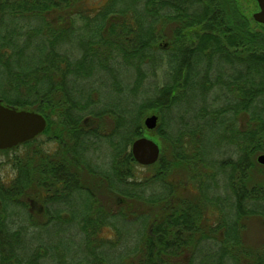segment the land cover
I'll return each instance as SVG.
<instances>
[{
  "label": "trees",
  "instance_id": "obj_1",
  "mask_svg": "<svg viewBox=\"0 0 264 264\" xmlns=\"http://www.w3.org/2000/svg\"><path fill=\"white\" fill-rule=\"evenodd\" d=\"M88 1L0 0V75L6 76L0 101L44 115L45 134L67 140L65 152L80 161L82 175L80 185L71 184L73 178L64 185L79 198L60 199L54 161L47 178L43 134L19 149L0 150L6 157L0 169L11 164L15 171L0 174V264H264V241L254 247L245 240L247 220L264 218V164L258 161L264 154V25L241 0ZM215 59L224 72L213 71ZM162 64L169 79L149 84ZM115 65L137 71L129 90L147 84L153 93L136 103L137 118L132 106L118 110L90 99L101 96L100 74ZM190 81L208 91L210 102L190 118L173 116L171 130L168 114L187 97ZM153 113L159 125L150 131L144 119ZM84 116L95 124H84ZM109 117L113 126L105 124ZM206 129H218L228 144L212 163ZM146 131L161 146L159 161L149 166L131 152ZM103 139L111 150L106 172L93 159ZM179 170L190 173L187 182H170ZM88 172L97 180L87 182ZM105 181L128 202L102 201L96 192ZM33 199L44 209L31 210ZM111 207L119 213L111 214ZM118 217L140 221L128 243ZM75 227L78 247L48 237L52 230L64 237Z\"/></svg>",
  "mask_w": 264,
  "mask_h": 264
},
{
  "label": "rangeland",
  "instance_id": "obj_2",
  "mask_svg": "<svg viewBox=\"0 0 264 264\" xmlns=\"http://www.w3.org/2000/svg\"><path fill=\"white\" fill-rule=\"evenodd\" d=\"M106 0H89L88 4L90 6H100L101 4H104ZM133 5L135 3L131 0L130 1ZM243 9L247 11V13L253 17V14L255 11L259 9L258 4L257 7L255 5V2L252 0H241L240 1ZM27 58L25 59L26 63ZM209 63V62H208ZM208 66V64H207ZM206 66V67H207ZM126 68V66H124ZM211 68H213V71L218 74L219 71L224 72L225 65L221 60L215 59L213 60V63L211 64ZM126 69L123 70L122 66L115 65L113 70L107 71L108 73H103L100 74L101 79H103V85L101 86L102 88V95L103 99L105 102L108 104L112 105V107L117 108L118 110H123V109H129V107L132 106V112L130 115L133 117L138 113L139 110V104H136L137 102L141 101V97H147L150 94V87L149 85L145 84L140 87V89L136 92H133L127 88V83L133 80L137 76V71L133 69H129V72L125 71ZM167 67L162 64V66L157 70V75L156 77L151 76L150 79L147 81L149 84L156 82L157 84L161 85L169 79V77L166 74ZM192 78H195V72H194V66H192ZM128 75V77H127ZM5 75H0V85L5 82ZM196 81V80H195ZM195 81H190V87H189V93L186 95L183 99L182 102L177 104V107L174 109H171V112L168 114V126L171 128V130L176 129V124L173 122L172 117L173 116H178L179 113L184 112L185 115L192 117L194 112L208 104V101L211 97V95L208 93V91L205 89L203 90L202 88L198 87L197 83L195 85ZM121 82V85H116ZM114 84V85H112ZM117 86V87H116ZM117 90H122V91H117ZM157 92V91H156ZM218 92V90H217ZM153 93L150 94L152 96ZM210 102V101H209ZM134 118H137L136 116ZM171 120V121H170ZM148 137L153 138L156 142H158V137L155 136L154 133L146 131ZM220 131L218 129H214L212 131L206 129L204 130L203 134L207 136L208 140V145L205 150L206 153V158L212 162H214L213 157L218 155L220 153L221 148L228 147V144H223L222 138L220 137ZM146 136V135H145ZM159 143V142H158ZM110 144H108V141L106 139H103L99 141V144L97 145V150H96V158L93 157L94 161H96V165L98 169L102 172L108 171V165L106 166L103 164V162H106L107 158L111 157V150L109 149ZM95 153V152H94ZM11 157L14 155V152H11ZM98 155L100 157L98 158ZM6 157L0 154V161H4ZM92 160V159H90ZM93 161V160H92ZM7 165H3L2 168L0 169V174L2 176H6L9 171L7 169ZM141 173L143 175L149 174V170L147 167H141L140 169ZM11 172V171H9ZM190 177V173H186L185 171L179 170L177 173H175L174 178H169V181H175L177 184H183L187 182V177ZM190 181V179H189ZM190 185L189 184V190H190ZM186 186V185H185ZM190 192V191H189ZM226 194V192H224ZM106 196V194H104ZM83 199H86L85 197L81 196L80 199L78 200L79 204L81 205L80 208H82V203ZM103 199V197H102ZM105 199V198H104ZM39 205V204H37ZM117 222L120 225V229L123 231L125 234V243L130 242V235H137L139 233V229L141 228L140 221L136 222H127L124 221L122 218L118 217ZM76 227L69 229L68 233L64 234V237H59L54 233V230L50 231L49 235L52 236V238L56 241H61L63 240V244L65 246L71 245V244H77V247L82 244L81 238L78 234V231H76ZM46 231H42L41 235H43V239H46L47 235ZM50 238V237H49ZM139 238V237H138ZM71 240L76 241V243L71 242ZM245 240H247L250 245L254 247H260L262 246V243L264 241V218L260 219H255V220H247V228L245 230ZM127 246L124 247L125 251L128 250ZM206 256H209L208 253H206ZM226 264H231V262H226Z\"/></svg>",
  "mask_w": 264,
  "mask_h": 264
},
{
  "label": "water",
  "instance_id": "obj_3",
  "mask_svg": "<svg viewBox=\"0 0 264 264\" xmlns=\"http://www.w3.org/2000/svg\"><path fill=\"white\" fill-rule=\"evenodd\" d=\"M259 9L254 12L256 22L264 25V0H255ZM159 115H148L144 120L145 127L153 131L158 127ZM47 121L39 112L6 105L0 101V150H9L44 132ZM135 160L141 165L156 163L161 154V146L153 138L141 136L131 145ZM258 161L264 164V154L259 155Z\"/></svg>",
  "mask_w": 264,
  "mask_h": 264
},
{
  "label": "flooded vegetation",
  "instance_id": "obj_4",
  "mask_svg": "<svg viewBox=\"0 0 264 264\" xmlns=\"http://www.w3.org/2000/svg\"><path fill=\"white\" fill-rule=\"evenodd\" d=\"M102 85L103 84H99V87L101 88ZM117 91H122V90H117ZM46 99H50V97H47ZM75 99H89V98H83L81 96H78V97L76 96ZM90 99H105V98H103L102 93H101V96H99L97 93H95V97L90 98ZM109 119H110L109 121H107V122L105 121V124L108 125L110 123V121H111V126H113L112 117H109ZM94 120L95 119H93L91 116H84L83 117V122H84V124H87V125L88 124H95ZM46 121H47V126H48L47 118H46ZM158 124H159V120H158ZM47 126H46V129H47ZM46 129L44 131H46ZM40 135H42L41 136V138H42L41 140L44 141V143H45V156H46V167H45V170H46L47 178H50V180H51V177H53L51 175V171H50L49 167L51 166V161H54V163L56 164V166L58 168V180L60 178H62V181H63V182L62 181H58V183L62 185V187L59 188V190L62 191L61 194H59L60 199L69 198V199H76L77 200L79 198L78 196H80L79 191H76V189L73 190V191H66V188H65L64 185H65L66 179H71V178H73V180L71 181V184H79L80 185L81 179H82V175H81V171H80V164H81L80 161L75 160V157H74V155L72 153L65 152V149H66V146H67V140L65 138L63 140L59 141L57 139V137L51 136V134L49 133L48 130H47L46 134H45V132H43ZM40 135H38V136H40ZM60 142H61V144H60ZM20 146H22V144L17 146L18 149H19ZM17 147H14V148H17ZM13 152L15 154L16 150L13 151ZM160 156H161V154H160ZM68 158H70V159H68ZM159 159H160V157H159ZM159 159H158V161H159ZM88 163L93 164V161H89ZM108 163H110V162L106 161L107 165H108ZM143 166H149V165H143ZM7 167H8V169H10V167H11L12 173L11 172L10 173H11L12 176H14L15 175V171L12 170V165L10 164ZM65 169H67V171ZM86 172H87V170H86ZM72 173L74 175H72ZM86 178H87V182L88 181L91 182V180H97V178L94 177V175H92L90 172H88V175H87ZM110 179L112 181H115V178H110ZM95 182H97V181H95ZM102 183H106V187L100 186L98 188V192H96L97 196L102 201H104V202H106V201L108 202L109 201L110 205H113L114 201H120L122 205L126 204L128 202L127 201L128 197H126L125 195H119L117 192H115L113 190V188H109L108 187L109 184H108L107 181L102 182ZM47 185H48L49 188H51L49 186V183ZM105 189H106V191H105ZM121 189H127V185H123ZM187 189H189V187ZM95 190H96V188H95ZM46 194H47V197H50V193L49 192H47ZM104 194H106V196ZM102 197H103V199H102ZM37 204H39V205H37ZM30 205H31L30 206L31 210H43L44 209L43 205L42 204L40 205V203L38 201L34 200V199L30 202ZM63 206H65V205H63ZM46 207H47V205H46ZM119 211H120L119 207H111L109 209V212L111 214L119 213Z\"/></svg>",
  "mask_w": 264,
  "mask_h": 264
}]
</instances>
